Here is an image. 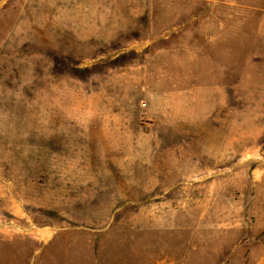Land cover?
<instances>
[{
	"label": "rangeland",
	"instance_id": "374dc122",
	"mask_svg": "<svg viewBox=\"0 0 264 264\" xmlns=\"http://www.w3.org/2000/svg\"><path fill=\"white\" fill-rule=\"evenodd\" d=\"M0 264H264V0H0Z\"/></svg>",
	"mask_w": 264,
	"mask_h": 264
}]
</instances>
